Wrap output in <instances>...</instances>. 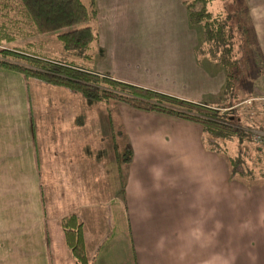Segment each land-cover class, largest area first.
I'll return each instance as SVG.
<instances>
[{
  "label": "crops",
  "instance_id": "0c3cea01",
  "mask_svg": "<svg viewBox=\"0 0 264 264\" xmlns=\"http://www.w3.org/2000/svg\"><path fill=\"white\" fill-rule=\"evenodd\" d=\"M93 1L85 69L223 104V69L197 54L182 0ZM240 1L264 73V0ZM204 138L196 122L0 69V264H75L61 229L72 214L91 264H264V176H232Z\"/></svg>",
  "mask_w": 264,
  "mask_h": 264
},
{
  "label": "trees",
  "instance_id": "16d2710c",
  "mask_svg": "<svg viewBox=\"0 0 264 264\" xmlns=\"http://www.w3.org/2000/svg\"><path fill=\"white\" fill-rule=\"evenodd\" d=\"M182 4L187 10L189 23L201 29L202 45L197 54L218 63L223 69L225 84L221 106L211 107L176 99L96 74L72 62L51 60L36 48L34 41L16 44L21 38L78 26L57 34L56 38L65 50L83 51V56L91 59L90 49L97 36L92 24H84L89 21L93 23L95 19L93 0H88L87 5L81 0H0V69L18 73L26 79L65 88L73 94L106 106L109 101H117L140 111L157 112L196 122L202 129L206 147L222 153L232 176L240 180L264 176V169L253 172L243 166L246 165L245 159H253L256 167L262 164L261 151L257 145L251 149V156L246 154L247 146H244V152H240L242 148L237 150L244 142L251 143L252 129H243L238 125V119L230 115L237 101L234 91L240 76V61L234 49L235 30L245 34L246 44H251L249 29L243 23L234 28L230 21L235 15L223 10L213 12L210 8L212 0H182ZM240 4L242 6L237 8V13L245 20L246 11L241 1ZM229 145L236 147V153L230 152ZM130 157V151L125 150L120 160L127 163ZM240 165L244 170L238 172L236 168ZM61 229L74 263L91 264L85 255L80 218L73 214L62 218Z\"/></svg>",
  "mask_w": 264,
  "mask_h": 264
},
{
  "label": "rangeland",
  "instance_id": "374dc122",
  "mask_svg": "<svg viewBox=\"0 0 264 264\" xmlns=\"http://www.w3.org/2000/svg\"><path fill=\"white\" fill-rule=\"evenodd\" d=\"M85 5L88 4V0H81ZM242 5L239 0H215L214 9L215 11L223 10L229 13L230 15H235L231 18L230 24L236 28L243 23L247 26L246 18L242 19L241 15L237 13V8H240ZM212 10V11H213ZM243 13V12H242ZM242 21V22H241ZM246 23V24H245ZM92 22L85 23L84 25H90ZM78 26L69 27L64 30L56 31L53 33H47L42 35H35L33 37L21 38L20 41L17 40L16 44L22 42L34 41L36 48L47 58L60 61V62H72L73 64L82 67V68H91L92 61L86 59L83 54V51H70L65 50L60 42L57 40L56 35L62 32H66L72 29H75ZM245 34L241 31L235 30L234 37V49L237 51V57L240 61L239 71L240 76L238 82L235 86V95L237 96V101L231 109L230 115L238 119V125L243 127V129H254L261 130L264 129V73L263 67L261 64L260 57L256 51L255 45L253 43L246 44ZM22 40V41H21ZM19 41V42H18ZM15 44V45H16ZM225 110H222V112ZM248 147L246 154L251 156V149L256 145L251 141V143L244 142L238 151L244 152L245 147ZM230 152L236 153V147L229 145ZM233 147V148H232ZM244 167H248L250 171L257 172V170L264 169L263 165L260 164L258 167L253 162V159L244 160ZM242 165L236 168V171L240 172L244 170ZM258 175V174H254ZM246 176V175H245ZM250 177H247L243 180H249Z\"/></svg>",
  "mask_w": 264,
  "mask_h": 264
},
{
  "label": "built area",
  "instance_id": "2783aa9c",
  "mask_svg": "<svg viewBox=\"0 0 264 264\" xmlns=\"http://www.w3.org/2000/svg\"><path fill=\"white\" fill-rule=\"evenodd\" d=\"M251 132V140L255 145L260 148L261 151V159L262 165L264 167V129L261 130H250Z\"/></svg>",
  "mask_w": 264,
  "mask_h": 264
}]
</instances>
